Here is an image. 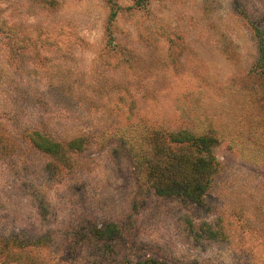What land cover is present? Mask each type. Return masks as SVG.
Instances as JSON below:
<instances>
[{"label": "rangeland", "instance_id": "374dc122", "mask_svg": "<svg viewBox=\"0 0 264 264\" xmlns=\"http://www.w3.org/2000/svg\"><path fill=\"white\" fill-rule=\"evenodd\" d=\"M255 29L264 0H0V264H264ZM203 126L230 135L203 201L155 194L143 134Z\"/></svg>", "mask_w": 264, "mask_h": 264}, {"label": "trees", "instance_id": "16d2710c", "mask_svg": "<svg viewBox=\"0 0 264 264\" xmlns=\"http://www.w3.org/2000/svg\"><path fill=\"white\" fill-rule=\"evenodd\" d=\"M133 1L135 6H140L148 0ZM119 9L120 7L112 9L110 21L116 18ZM255 34L259 50L256 71L264 74V37L259 29H255ZM143 135L145 142L151 145V150L144 156L136 151L133 154V163L148 188L159 196H177L200 204L218 170V162L212 149L220 144L223 138L230 136L229 130L215 132L209 126H203L200 130L193 131L155 129ZM30 138L35 148L54 158H61L65 152H80L84 148L83 136L76 137L66 144L55 142L37 132L30 133ZM151 179L154 180L150 181ZM7 244L3 243L2 248L6 249ZM148 264L162 263L149 261Z\"/></svg>", "mask_w": 264, "mask_h": 264}]
</instances>
